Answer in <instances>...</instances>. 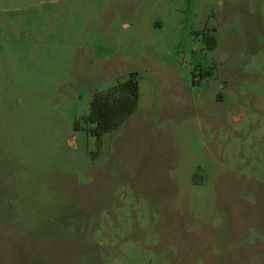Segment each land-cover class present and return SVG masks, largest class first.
<instances>
[{
	"label": "rangeland",
	"instance_id": "rangeland-1",
	"mask_svg": "<svg viewBox=\"0 0 264 264\" xmlns=\"http://www.w3.org/2000/svg\"><path fill=\"white\" fill-rule=\"evenodd\" d=\"M0 264H264V0H0Z\"/></svg>",
	"mask_w": 264,
	"mask_h": 264
},
{
	"label": "trees",
	"instance_id": "trees-1",
	"mask_svg": "<svg viewBox=\"0 0 264 264\" xmlns=\"http://www.w3.org/2000/svg\"><path fill=\"white\" fill-rule=\"evenodd\" d=\"M215 45V40L210 42V47ZM139 96L140 84L135 72L94 93L84 120L91 124L88 130L97 137L99 144H102L105 133L119 127L137 109Z\"/></svg>",
	"mask_w": 264,
	"mask_h": 264
}]
</instances>
